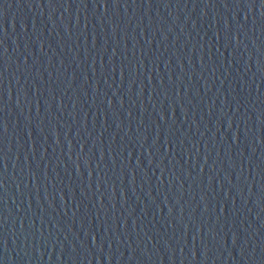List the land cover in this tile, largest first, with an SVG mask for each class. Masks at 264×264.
I'll use <instances>...</instances> for the list:
<instances>
[{"label":"water","instance_id":"95a60500","mask_svg":"<svg viewBox=\"0 0 264 264\" xmlns=\"http://www.w3.org/2000/svg\"><path fill=\"white\" fill-rule=\"evenodd\" d=\"M0 264H264V0H0Z\"/></svg>","mask_w":264,"mask_h":264}]
</instances>
